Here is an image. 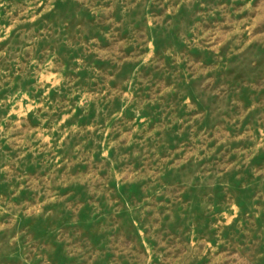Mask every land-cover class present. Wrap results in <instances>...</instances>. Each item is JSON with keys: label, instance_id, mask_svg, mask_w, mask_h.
I'll return each instance as SVG.
<instances>
[{"label": "rangeland", "instance_id": "374dc122", "mask_svg": "<svg viewBox=\"0 0 264 264\" xmlns=\"http://www.w3.org/2000/svg\"><path fill=\"white\" fill-rule=\"evenodd\" d=\"M0 264H264V0H0Z\"/></svg>", "mask_w": 264, "mask_h": 264}]
</instances>
